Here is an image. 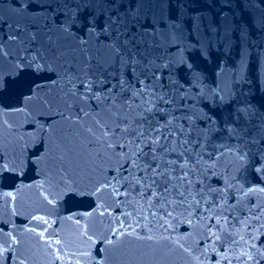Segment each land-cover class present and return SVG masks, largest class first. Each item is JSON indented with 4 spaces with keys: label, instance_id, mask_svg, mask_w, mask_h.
Here are the masks:
<instances>
[{
    "label": "water",
    "instance_id": "1",
    "mask_svg": "<svg viewBox=\"0 0 264 264\" xmlns=\"http://www.w3.org/2000/svg\"><path fill=\"white\" fill-rule=\"evenodd\" d=\"M118 3L117 10L105 0H0V250L7 249L0 264H196L193 257L205 247L206 221L194 219L190 226L173 220L175 231L165 232L160 213L151 216L155 208L149 209L131 190L125 198L110 162L99 155L103 146L86 131L94 128L95 113L85 117L79 111L89 110L77 99L83 91L79 82L77 96L69 94L67 65L84 68L91 62L95 68L99 63L108 72L118 67L104 22L116 11L121 16L134 13L136 0ZM129 27L137 35L147 32L144 46H151L155 57L141 78L158 94L174 97L175 104L186 103L194 117L192 138L207 135L204 162L212 164L209 153L219 156L215 175L209 173L205 183L234 185L225 214L229 230L237 220L244 221L232 234L245 239L209 252L210 261L214 264L227 252L232 264H255L264 254V215L256 220L264 193H244L264 187V173L254 170L260 166L257 149H264V141L250 143L253 137H264V0H153L151 11L145 7L139 23ZM127 79L135 83L130 74ZM90 107L95 109L96 102ZM165 115L156 112L150 119L163 125ZM100 116L107 122L105 113ZM36 120L46 129L43 150L36 146L39 139H33L39 134L30 128ZM180 123L187 129V121L173 125ZM183 139L175 137L177 151L165 159L181 162ZM243 153L246 159H238ZM178 174L179 169L173 175ZM108 180L120 189L119 196L102 187ZM148 235L153 239H146ZM180 244L193 249L192 255ZM241 253H250L253 260Z\"/></svg>",
    "mask_w": 264,
    "mask_h": 264
},
{
    "label": "snow or ice",
    "instance_id": "2",
    "mask_svg": "<svg viewBox=\"0 0 264 264\" xmlns=\"http://www.w3.org/2000/svg\"><path fill=\"white\" fill-rule=\"evenodd\" d=\"M156 2L159 4L163 0H156ZM225 2L227 3L229 0H225ZM105 3L117 10L120 7L118 0H105ZM152 6L153 0H136L134 13L126 12L121 16L119 11H116L115 15H110L105 20L104 32L112 41L111 47L118 57V67L115 71L108 72L104 65L99 63L93 68L89 62L84 68H73L72 65H67L64 76L70 86L69 94L77 96L75 82H79L82 87L83 91L80 92L77 99L88 104L89 110L86 111L82 107L79 111L85 117L95 113V116L92 117L95 130L93 126H89L86 131L103 146L104 151L99 155L103 161L110 162L111 171L115 173L113 179L118 177L117 183H120V186L124 188L125 198L130 197L129 190H131L146 201L149 209L155 208V211H151V216L156 217L157 213H160V226L164 228L165 232L169 229L175 231V225L171 223L173 220L177 224L187 223L190 226L194 219L198 224L206 221L203 223V244L205 247L200 255L194 256L193 259L196 264H204L205 261L213 264L210 261L209 252L215 253L219 247L237 246L238 240L245 238L238 232L236 235L232 233L236 230V224L242 227L245 224L243 220H237L231 230L228 228L229 217L225 212L228 192L234 188V185L226 183L222 187H215L210 183H205L209 173L215 175L214 168L219 156L214 157L209 153L212 164L204 162L203 153L206 152L207 135H204L203 140L192 138L194 117L187 111L186 103L175 104L174 97L167 98L166 93L158 94L155 87L141 78L148 75L155 57L149 50L151 46H144L146 41L142 36L147 35V32L141 35L134 34L129 24L131 23L135 27V24L139 23L141 11L145 7L151 11ZM146 16L147 13H145ZM9 39L15 40L16 37L10 36ZM96 73L99 75L93 79ZM128 74L134 78L135 83L127 79ZM105 76L115 79L117 83L112 84L111 79H105ZM152 78H156L155 72L152 73ZM96 85L104 87L94 91ZM185 99V97H181L182 101ZM91 101L96 102L95 109L90 107ZM159 103L172 107L170 109L158 108ZM100 112L105 113L108 118L107 122L100 116ZM156 112L166 113L165 124L154 123L153 119H150V116L154 117ZM175 112H182L183 115L176 116ZM244 114L247 115L246 110ZM176 120L187 121V129L183 123L173 125ZM145 126H147V134ZM260 127L264 129V124H261ZM30 128L39 134L33 139H39V144L36 146L43 150L45 143L43 135L46 133L44 125L36 120L30 125ZM177 135L184 137L180 143L183 150L178 153L181 162L165 159L166 154L177 151L174 143ZM169 137L173 138L171 142ZM162 139L163 144H161ZM262 141H264V137H253L250 143L257 145ZM185 145L189 146L184 147ZM145 147L148 149L147 152L144 150ZM257 152L260 153L258 157L260 166L255 167L254 170L257 173H264V149L258 148ZM246 157L247 153H243L238 156V159L245 160ZM177 169H179V174L173 175ZM102 187L110 189L117 196L121 194L120 189L115 187L111 180L104 183ZM99 190L98 188L97 191ZM240 190L236 189V191ZM257 191L264 193V187L258 189L249 187L244 194L249 195ZM51 202L49 201V203ZM234 207L235 205L228 206V208ZM129 215L131 214L129 213ZM261 215H264V206L260 207V213L256 215L257 221L260 220ZM143 219L147 221L148 216H143ZM44 223L48 222L45 220ZM130 227L132 226L130 225ZM144 227L148 228L147 223L144 224ZM260 227H264V223L260 224ZM2 232L3 229L0 228V233ZM8 235L10 239L14 240L11 233ZM146 239L152 240L153 237L148 235ZM250 239H255V237H250ZM180 247L190 256L192 255L193 249L185 248L183 244H180ZM196 250H199V246ZM3 251H7V249L0 250V256L3 255ZM240 255H243L246 260H253L250 253H241ZM261 259H264V254L255 259V264H260ZM222 261L232 264L227 252L216 259L214 264H222Z\"/></svg>",
    "mask_w": 264,
    "mask_h": 264
}]
</instances>
